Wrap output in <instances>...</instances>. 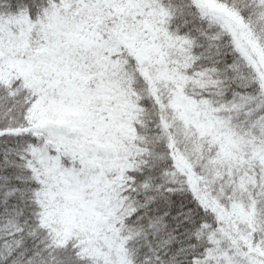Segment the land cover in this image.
Here are the masks:
<instances>
[{"label":"snow or ice","instance_id":"snow-or-ice-1","mask_svg":"<svg viewBox=\"0 0 264 264\" xmlns=\"http://www.w3.org/2000/svg\"><path fill=\"white\" fill-rule=\"evenodd\" d=\"M0 264H264V0H0Z\"/></svg>","mask_w":264,"mask_h":264}]
</instances>
